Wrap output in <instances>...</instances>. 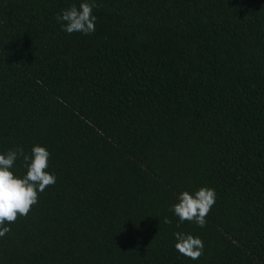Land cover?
I'll list each match as a JSON object with an SVG mask.
<instances>
[{
  "label": "trees",
  "instance_id": "obj_1",
  "mask_svg": "<svg viewBox=\"0 0 264 264\" xmlns=\"http://www.w3.org/2000/svg\"><path fill=\"white\" fill-rule=\"evenodd\" d=\"M81 2L0 0V154L45 147L56 177L0 264H264V0H95L68 34ZM202 187L206 225L181 223Z\"/></svg>",
  "mask_w": 264,
  "mask_h": 264
},
{
  "label": "clouds",
  "instance_id": "obj_2",
  "mask_svg": "<svg viewBox=\"0 0 264 264\" xmlns=\"http://www.w3.org/2000/svg\"><path fill=\"white\" fill-rule=\"evenodd\" d=\"M96 7L95 0H83L79 8L73 5L58 14L56 19L68 34L79 32L90 35L95 32L97 17L93 15V9ZM21 157L27 168V173L22 178L15 176L10 170ZM49 157L50 152L39 145L32 148L30 156L19 146L6 154H0V237L11 231L6 223L12 224L18 217H26L38 202L39 193L56 183V177L46 171ZM178 201L171 210L180 222H194L197 226L204 227L206 217L216 202V192L209 187L200 188L194 195L184 191L179 195ZM165 223L171 221L165 219ZM174 236L177 240L175 248L180 254L192 260H198L204 254V244L199 237L181 232L174 233Z\"/></svg>",
  "mask_w": 264,
  "mask_h": 264
}]
</instances>
